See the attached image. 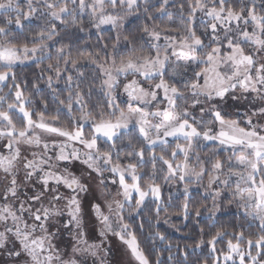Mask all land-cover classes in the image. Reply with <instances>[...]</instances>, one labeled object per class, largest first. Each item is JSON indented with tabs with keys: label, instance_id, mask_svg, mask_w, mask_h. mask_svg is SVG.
Instances as JSON below:
<instances>
[{
	"label": "snow or ice",
	"instance_id": "6c2138e0",
	"mask_svg": "<svg viewBox=\"0 0 264 264\" xmlns=\"http://www.w3.org/2000/svg\"><path fill=\"white\" fill-rule=\"evenodd\" d=\"M0 264H264V0H0Z\"/></svg>",
	"mask_w": 264,
	"mask_h": 264
}]
</instances>
